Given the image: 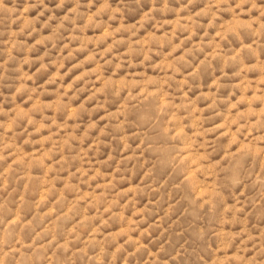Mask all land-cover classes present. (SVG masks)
Masks as SVG:
<instances>
[{
	"label": "rangeland",
	"instance_id": "1",
	"mask_svg": "<svg viewBox=\"0 0 264 264\" xmlns=\"http://www.w3.org/2000/svg\"><path fill=\"white\" fill-rule=\"evenodd\" d=\"M0 264H264V0H0Z\"/></svg>",
	"mask_w": 264,
	"mask_h": 264
}]
</instances>
